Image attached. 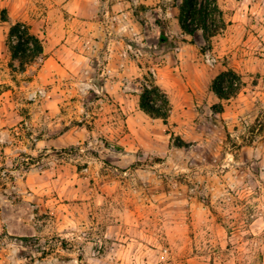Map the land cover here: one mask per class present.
I'll use <instances>...</instances> for the list:
<instances>
[{
    "label": "rangeland",
    "instance_id": "rangeland-1",
    "mask_svg": "<svg viewBox=\"0 0 264 264\" xmlns=\"http://www.w3.org/2000/svg\"><path fill=\"white\" fill-rule=\"evenodd\" d=\"M68 1L0 0V264H264V0H217L208 43L180 30L181 0ZM19 20L66 47L68 75L8 68ZM127 61L167 96L166 125L106 92ZM228 70L242 85L219 100Z\"/></svg>",
    "mask_w": 264,
    "mask_h": 264
},
{
    "label": "trees",
    "instance_id": "trees-1",
    "mask_svg": "<svg viewBox=\"0 0 264 264\" xmlns=\"http://www.w3.org/2000/svg\"><path fill=\"white\" fill-rule=\"evenodd\" d=\"M177 8L180 30L189 36L200 31L203 40L207 43L219 31L224 30L227 25L217 0H181V4ZM1 21L7 22V18L1 16ZM167 42L165 30L160 26L157 44L165 46ZM5 44L11 58L8 68L13 73H23L26 66L34 62L43 53L42 40L31 33L28 25L20 21L11 25ZM13 61L18 62L17 69L14 68ZM143 80L146 83L141 85L140 111L152 119L161 120L166 125L171 111L167 96L155 84L151 76L148 78L144 76ZM241 85L239 76L228 70L221 72L213 79L210 89L219 100H228L237 94ZM26 239L21 238V241Z\"/></svg>",
    "mask_w": 264,
    "mask_h": 264
},
{
    "label": "crops",
    "instance_id": "crops-1",
    "mask_svg": "<svg viewBox=\"0 0 264 264\" xmlns=\"http://www.w3.org/2000/svg\"><path fill=\"white\" fill-rule=\"evenodd\" d=\"M78 0H69L65 5V8L71 7V4ZM20 21V20H19ZM17 21V22H19ZM16 23V22H15ZM31 31V29H30ZM31 33H33L31 31ZM34 34V33H33ZM38 36L37 34H34ZM39 37V36H38ZM3 51H5L3 49ZM67 49L65 46L61 48L50 47L43 42V53L41 56L35 59V61L28 66H26L25 71L21 74L23 77H30L33 80V84L37 86L43 84L50 80V83L62 79L65 75H68L67 70L68 66L66 60L61 59L57 56L58 52L62 54L66 53ZM4 57L6 61L9 60L8 54L5 52ZM14 66L18 65L17 61H13ZM143 67L139 65H133L131 62H125L123 68L120 69V72L113 73V75L105 79L104 88L107 93H115L116 95H124L127 98H132L133 110L139 109V95H140V80L136 81L137 78H141ZM140 86V87H139ZM4 113H0V119L3 126H7L9 123V115L7 110L3 109ZM20 123L22 117L20 114H17Z\"/></svg>",
    "mask_w": 264,
    "mask_h": 264
},
{
    "label": "built area",
    "instance_id": "built-area-1",
    "mask_svg": "<svg viewBox=\"0 0 264 264\" xmlns=\"http://www.w3.org/2000/svg\"><path fill=\"white\" fill-rule=\"evenodd\" d=\"M130 48V47H129ZM154 48H155V46H154ZM134 55L136 56V57H138V56H140L141 54H140V52L139 51H134ZM207 62H214V59H208V57H207ZM151 73L152 74H154V71L153 70H151ZM39 94H41V92H39Z\"/></svg>",
    "mask_w": 264,
    "mask_h": 264
}]
</instances>
